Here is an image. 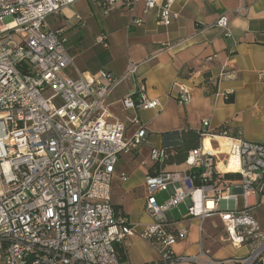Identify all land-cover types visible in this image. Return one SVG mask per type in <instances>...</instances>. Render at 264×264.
Instances as JSON below:
<instances>
[{
	"label": "built area",
	"instance_id": "built-area-1",
	"mask_svg": "<svg viewBox=\"0 0 264 264\" xmlns=\"http://www.w3.org/2000/svg\"><path fill=\"white\" fill-rule=\"evenodd\" d=\"M78 1L0 0V264H124L118 248L135 235L158 249L161 259L155 264H264V230L253 214L257 198L264 196V144L245 139L241 131L233 136L227 127L201 130L204 138H221L225 149L221 141L215 150L202 144L189 152L186 170H164L168 153L153 146L154 166L145 178L150 222L139 229L115 209L112 181L120 155L140 149L148 130L136 117L137 128L128 136L127 126L110 112L109 97L137 73L138 63L130 60L121 75L66 73L73 63L67 31L88 21L75 13L53 27L48 17ZM91 1L103 16L128 12V28L144 24L135 14L141 3L144 13L156 10L162 26L179 18L175 0ZM216 26L232 35L225 13ZM96 40L109 44L104 33ZM190 99L189 88L180 86L178 102ZM121 103L125 110L162 107L145 88ZM231 161L236 169L225 170ZM160 192L169 194L162 202ZM182 203L187 204L183 219L203 223L218 215L222 241L251 252L215 259L202 247L194 255H177L174 245L187 238L189 228L168 214Z\"/></svg>",
	"mask_w": 264,
	"mask_h": 264
},
{
	"label": "crops",
	"instance_id": "crops-1",
	"mask_svg": "<svg viewBox=\"0 0 264 264\" xmlns=\"http://www.w3.org/2000/svg\"><path fill=\"white\" fill-rule=\"evenodd\" d=\"M78 2L64 8L60 15H54L57 24L51 25L59 27L67 18L80 13ZM243 6L248 8L247 12L238 14L236 10ZM173 10L179 13V18L170 26L158 23L156 10L144 13L141 3L135 12L144 19L141 27L128 28L131 15L115 11L100 31L86 28L88 24L67 31V49L73 57V63L66 69L70 77L77 78L79 71L96 73L100 70L121 75L130 60L138 63L137 73L121 83L109 97V107L110 112L127 126L128 136L137 128L132 121L136 117L148 130L147 142L140 149L120 155L112 181L113 206L139 229L150 222L145 210L146 186L145 181L140 187L133 184V171L126 161L146 157L147 160L142 161L146 175L154 166L151 148L163 147L164 133L187 129L199 132L208 129L215 133L225 126L233 136L241 131L245 139L264 144V0H175ZM224 13L229 18L231 36L216 26ZM88 16L84 17L88 20ZM102 33L108 37V46L96 40ZM180 86L190 90L191 99L186 104L178 102ZM140 88H145L151 98H158L162 107L125 110L122 99L137 95ZM204 120L210 121L209 127H204ZM220 141L215 135L201 136L200 146L215 150ZM125 155L129 159H125ZM187 168L186 162L172 165L165 162L163 167L172 171ZM224 169H236L235 161ZM122 173L128 175L127 180L121 178ZM163 193L166 196L162 201L169 196L168 192L158 194ZM135 194L144 195L143 210L149 219L146 223L130 218L124 196ZM257 201L260 206L253 214L264 230V196H259ZM181 205L168 214L169 218L189 228L187 238L174 245L177 255H194L202 247L209 249L215 259L244 258L251 252L248 246L236 248L222 241L225 230L218 215L203 223L199 219H183L187 204L185 210L180 209ZM120 247H124L128 255L124 264H130L131 252L139 248H144L145 252L135 264H155L161 259L158 249L137 235L128 238L127 244Z\"/></svg>",
	"mask_w": 264,
	"mask_h": 264
},
{
	"label": "rangeland",
	"instance_id": "rangeland-1",
	"mask_svg": "<svg viewBox=\"0 0 264 264\" xmlns=\"http://www.w3.org/2000/svg\"><path fill=\"white\" fill-rule=\"evenodd\" d=\"M77 5H78L77 8L81 14H83L84 16H86L87 14L89 15L88 20H87L88 21V27L85 26L86 28L91 27L96 31H100V29L103 27V25L108 20V18H110V16H103L100 13L98 6L96 4H94L91 0H80L77 3ZM56 18L57 17L54 15H50L48 17L50 24H52L53 26H55L57 24ZM86 28H84V29H86ZM130 156H132V155H130ZM125 157H126L125 159H129L128 155H125ZM142 157L140 156L134 160L130 159L129 162L126 161V164L128 165L129 169H131L133 171L132 182H133V184H135L138 187H140L144 183L145 178H146V175H145L146 166L144 164H142L143 159H146V157H144V156H142ZM114 184L116 185L117 183L115 182ZM139 190L141 191V188H139ZM165 196H166L165 193L158 194L157 198L159 201H162L165 198ZM115 197L113 199L114 201L116 199ZM124 197H125V203L128 205L127 209H129L128 211L130 213L131 220L134 222H140V223L148 222L149 221L148 216L146 215V213L143 210V207H144V198L143 197H144V195L143 194L142 195L135 194V195H131L129 197H127V196H124ZM117 199H119V198H117ZM185 208H186V204H182L180 207V209H182V210H185ZM175 214H176V211H175ZM129 249H132V245L129 246ZM144 252H145L144 248H139L138 250L135 251V253L131 252V258H130L131 260L129 263L135 264L136 261L141 260L142 254Z\"/></svg>",
	"mask_w": 264,
	"mask_h": 264
},
{
	"label": "trees",
	"instance_id": "trees-1",
	"mask_svg": "<svg viewBox=\"0 0 264 264\" xmlns=\"http://www.w3.org/2000/svg\"><path fill=\"white\" fill-rule=\"evenodd\" d=\"M200 138V132L193 129L174 130L164 133L163 148L168 153V157L165 162L169 165L182 164L186 162L189 152L200 146ZM226 176L229 178L233 177L231 174H227ZM118 251L120 253L121 261L123 263L127 262L128 255L125 248L119 247Z\"/></svg>",
	"mask_w": 264,
	"mask_h": 264
},
{
	"label": "bare ground",
	"instance_id": "bare-ground-1",
	"mask_svg": "<svg viewBox=\"0 0 264 264\" xmlns=\"http://www.w3.org/2000/svg\"><path fill=\"white\" fill-rule=\"evenodd\" d=\"M221 142L223 143V148L225 149V147H224V142L221 140Z\"/></svg>",
	"mask_w": 264,
	"mask_h": 264
}]
</instances>
